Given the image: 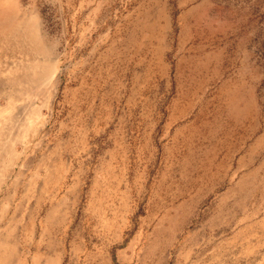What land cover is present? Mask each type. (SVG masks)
Returning a JSON list of instances; mask_svg holds the SVG:
<instances>
[{
  "label": "rangeland",
  "instance_id": "1",
  "mask_svg": "<svg viewBox=\"0 0 264 264\" xmlns=\"http://www.w3.org/2000/svg\"><path fill=\"white\" fill-rule=\"evenodd\" d=\"M0 12L7 263L264 264V0ZM42 61L50 78L26 77Z\"/></svg>",
  "mask_w": 264,
  "mask_h": 264
},
{
  "label": "bare ground",
  "instance_id": "2",
  "mask_svg": "<svg viewBox=\"0 0 264 264\" xmlns=\"http://www.w3.org/2000/svg\"><path fill=\"white\" fill-rule=\"evenodd\" d=\"M4 14V13H3ZM6 15V16H5ZM14 18V16L13 17H8V15L7 14H4V15H2L1 14V12H0V19L1 20H3V19H13ZM16 19V17L13 19V21ZM12 26V25H11ZM17 27V26H16ZM20 28V27H19ZM12 29V28H11ZM15 29V28H14ZM6 30V29H5ZM18 30V29H17ZM33 30V29H32ZM23 31V30H22ZM8 32V31H7ZM6 32V33H7ZM15 33V32H14ZM19 33V32H18ZM2 34V33H1ZM13 34V33H12ZM7 35V34H6ZM36 37V36H35ZM13 39V38H12ZM23 39V38H22ZM26 39V38H25ZM29 39V38H28ZM2 40V39H1ZM15 40V39H14ZM20 40V39H19ZM32 40V39H31ZM6 41V40H5ZM8 41V40H7ZM12 41V40H11ZM10 41V42H11ZM34 41V40H33ZM37 41V40H36ZM21 42V41H20ZM32 42V41H31ZM42 42V41H41ZM25 43V42H24ZM30 43V42H29ZM3 44V43H2ZM10 44V43H9ZM21 44V43H20ZM26 44V43H25ZM35 44V43H34ZM22 45H23V43H22ZM32 44H30L29 46H31ZM14 46H15V44H14ZM17 46V45H16ZM38 46V45H37ZM36 46V47H37ZM12 48H13V45L11 46ZM4 48H6V47H4ZM18 48V47H17ZM30 48V47H29ZM38 48H39V46H38ZM38 48H37V50H38ZM15 49V48H14ZM21 49V48H20ZM35 49V48H34ZM4 50V49H3ZM6 50V49H5ZM26 50V49H25ZM45 50V49H44ZM10 51V50H9ZM15 51V50H14ZM39 51V50H38ZM16 52V51H15ZM41 52V51H40ZM11 53V52H10ZM25 53V52H24ZM36 53V52H35ZM26 54H27V52H26ZM33 54V53H32ZM23 56V55H22ZM27 57V56H26ZM33 56H31V58H32ZM12 58V57H11ZM16 59V58H15ZM25 59V58H24ZM20 60V59H19ZM40 60H38V62H39ZM19 62V61H18ZM20 62H21V60H20ZM22 63V62H21ZM27 63V62H26ZM33 63V62H32ZM31 62H29L28 64H26L25 66H23L22 68L24 69V72H26L25 73V75H26V77L29 75V73H32L33 75L35 74V76H40V77H42L43 79L44 78H50V71L52 70V69H54V67H55V65L54 64H52V65H50V66H43V63H44V61H42L41 63H38V64H35V63H33L32 64ZM15 64V63H14ZM5 66V65H4ZM7 66V65H6ZM10 66V65H9ZM19 69V68H18ZM11 73H13V72H11ZM11 73H10V70H8V74L9 75H11ZM4 74H6V73H4ZM14 74V73H13ZM7 75V74H6ZM7 77V76H6ZM25 77V78H26ZM54 77V76H53ZM32 78V77H31ZM55 78V77H54ZM13 79V77H11L9 80L11 81ZM20 79H22V78H20ZM18 81H19V79H17ZM31 80V79H30ZM39 80H41V79H39ZM48 80V79H47ZM17 81V82H18ZM29 81V80H28ZM42 81V80H41ZM3 82V81H2ZM11 82H13V81H11ZM20 82V81H19ZM32 82V81H31ZM47 82V81H46ZM16 83V82H15ZM9 84V83H8ZM36 84H37V82H36ZM39 84V83H38ZM43 84H45V83H43ZM16 85V84H15ZM19 85H21V84H19ZM25 85V84H24ZM40 85V84H39ZM6 86V85H5ZM18 87V86H17ZM29 87V86H28ZM44 87V86H43ZM30 88V87H29ZM31 89V88H30ZM42 89V88H41ZM51 90V89H50ZM25 91V90H24ZM31 91V90H30ZM35 91V90H34ZM39 91V90H38ZM37 91V92H38ZM43 91V90H42ZM5 92V91H4ZM40 92V91H39ZM30 93V92H29ZM51 93V92H50ZM3 94V93H2ZM1 94V95H2ZM11 94V93H10ZM22 94V93H21ZM48 94V93H47ZM12 95V94H11ZM49 95H51V94H49ZM6 96V95H5ZM16 96V95H15ZM19 96V95H18ZM24 96V95H23ZM27 96V95H26ZM38 96V95H37ZM47 96V95H46ZM45 96V97H46ZM17 97V96H16ZM28 97V96H27ZM35 97V96H34ZM49 97V96H48ZM236 97V96H235ZM26 98V97H25ZM33 98V97H32ZM50 98V97H49ZM20 99V98H19ZM45 99V98H44ZM52 99H53V97H52ZM15 100V99H14ZM22 100V99H21ZM49 101V100H48ZM236 101V100H235ZM29 102V101H28ZM238 102V101H237ZM13 103H14V101H13V96H12V98H11V100H9V102L7 103L8 104V106H3L2 107V105H0V107H2V108H0V156H2L3 154L5 155V153H9L10 152V143H11V139H7L5 136H8V133H6L5 131H6V125H8L9 124V122H10V118L11 117H7V114L8 113H10V112H12L11 110L14 108V105H13ZM18 103V102H17ZM22 103V102H21ZM23 103H24V101H23ZM51 103V102H50ZM231 103H233V102H231ZM20 104V103H19ZM44 104V103H43ZM230 104V103H229ZM237 104V103H236ZM235 105V104H234ZM240 105V104H239ZM23 106V105H22ZM22 106H19V107H22ZM51 106H52V104H51ZM237 106V105H236ZM25 107V105L22 107V108H24ZM39 108V107H38ZM38 108H36V109H38ZM50 108V107H49ZM230 108V107H229ZM26 109V108H25ZM28 109V108H27ZM32 109V108H31ZM46 109V108H45ZM16 110H17V108H16ZM20 110H21V108H20ZM18 112H20L19 111V109L17 110ZM33 112H35V114L37 113L36 111H33ZM32 112V113H33ZM39 112V111H38ZM15 113V112H14ZM40 113V112H39ZM227 114H228V116H230V117H232L233 116V114H232V112L230 113V112H227ZM12 115V114H11ZM29 115V114H28ZM36 115H39L38 113L36 114ZM13 116V115H12ZM14 116H15V114H14ZM12 117V119L13 118H15V117ZM22 116V115H21ZM218 116V115H217ZM244 116V115H243ZM230 117H228V118H230ZM246 117V116H245ZM17 118V117H16ZM15 118V119H16ZM28 118V117H27ZM36 118V117H35ZM236 118V117H235ZM11 119V121L13 122V120ZM22 119H23V117H22ZM221 119V118H220ZM19 120V119H18ZM17 121V120H16ZM20 121H21V119H20ZM31 121H32V119L29 121L30 123H31ZM220 121V120H219ZM18 122V121H17ZM23 122V121H22ZM217 122V121H216ZM215 122V123H216ZM14 123V122H13ZM205 123H207V122H205ZM209 123V122H208ZM231 123V122H230ZM21 123H19V125H20ZM24 124V123H23ZM237 124V123H236ZM11 125H13L12 123H11ZM212 125V124H211ZM217 125V124H216ZM21 126H24V125H21ZM33 126V125H32ZM10 128H11V126H10ZM35 128V127H34ZM15 129V128H14ZM30 129H32V128H30ZM37 129V128H36ZM40 130V129H39ZM22 131V130H21ZM27 130H25V132H26ZM35 135V134H34ZM39 136H41V135H39ZM43 139V138H42ZM22 141V140H21ZM29 142V141H28ZM17 143V142H16ZM13 145V144H12ZM16 152V151H15ZM22 153V152H21ZM12 154H14V153H12ZM11 154V152H10V155L9 156H11L12 155ZM214 156V155H213ZM2 159H3V156H2ZM6 159V158H5ZM12 159H13V157H12ZM17 160V159H16ZM9 161V160H8ZM14 162V161H13ZM15 163V162H14ZM26 163V162H25ZM4 164V163H3ZM2 164V165H3ZM22 164V163H21ZM211 165V164H210ZM12 166V165H11ZM14 166V165H13ZM212 166H213V164H212ZM0 167H1V165H0ZM7 167H8V165H7ZM6 167V168H7ZM1 169V168H0ZM4 169V168H3ZM10 169H12V168H10ZM14 169V168H13ZM24 169H25V167H24ZM24 169H22V170H24ZM9 170V169H8ZM206 170V169H205ZM5 171V170H4ZM207 171V170H206ZM209 171V170H208ZM5 173V172H4ZM0 174H1V172H0ZM205 175H206V173H205ZM211 176V175H210ZM12 177V176H11ZM33 177V176H32ZM212 177V176H211ZM16 178V177H15ZM24 178V177H23ZM52 179V178H51ZM210 179V178H209ZM15 180V179H14ZM29 180V179H28ZM18 181V180H17ZM22 181H23V179H22ZM25 181V180H24ZM61 182V181H60ZM20 183V182H19ZM15 184H17V183H15ZM4 185V184H3ZM12 185V184H11ZM14 185V184H13ZM27 185V184H26ZM25 185V186H26ZM6 186H8V185H6ZM34 186V185H33ZM32 186V187H33ZM37 186V185H36ZM11 187V186H10ZM9 187H7V189H8ZM29 188V187H28ZM10 189V188H9ZM35 190V189H34ZM26 191V190H25ZM4 193V192H3ZM17 193V192H16ZM15 196V195H14ZM1 198V197H0ZM5 200V199H4ZM11 200H12V198H11ZM14 201V200H13ZM10 208V207H9ZM18 208V207H17ZM22 208V207H21ZM18 210V209H17ZM21 212V211H20ZM15 214V213H14ZM13 214V215H14ZM54 214H55V212H54ZM18 215V214H17ZM24 215V214H23ZM11 217V216H10ZM5 218V217H4ZM44 225V224H43ZM27 227V226H26ZM25 228V227H24ZM27 229V228H26ZM8 234V233H7ZM40 235V234H39ZM46 235V234H45ZM1 236V235H0ZM43 236V235H42ZM30 237V236H29ZM44 237V236H43ZM41 240V239H40ZM11 241H12V239H11ZM43 244V243H42ZM31 246V245H30ZM13 247V246H12ZM38 248V247H37ZM6 249V248H5ZM13 249V248H12ZM11 249V250H12ZM32 249V248H31ZM38 250V249H37ZM18 251V250H17ZM16 251V252H17ZM36 251V250H35ZM25 252H26V250H25ZM40 252V251H39ZM42 253V252H41ZM6 254V253H5ZM44 254V253H43ZM15 255V254H14ZM13 255V256H14ZM28 255H30V254H28ZM42 256V255H41ZM28 257V256H27ZM37 257V256H36ZM57 257H59V256H57ZM61 257V256H60ZM87 258V257H86ZM7 257H6V255H4V251H3V243H1V241H0V264H9V263H7ZM60 260V259H59ZM13 263V262H12ZM28 263V262H27ZM39 263V262H38ZM37 263V264H38ZM21 264V263H20ZM29 264H30V262H29ZM42 264V263H41ZM45 264V263H44ZM48 264H53V263H51V262H49Z\"/></svg>",
  "mask_w": 264,
  "mask_h": 264
}]
</instances>
